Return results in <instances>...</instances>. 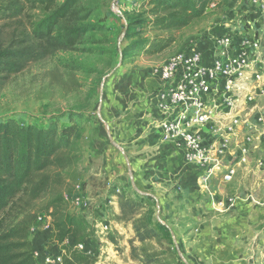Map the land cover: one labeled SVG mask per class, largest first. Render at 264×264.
Instances as JSON below:
<instances>
[{
  "label": "rangeland",
  "instance_id": "374dc122",
  "mask_svg": "<svg viewBox=\"0 0 264 264\" xmlns=\"http://www.w3.org/2000/svg\"><path fill=\"white\" fill-rule=\"evenodd\" d=\"M143 1L83 0L81 6L93 9L88 23L94 25L97 30L89 33L75 52L58 53L43 63L29 67L13 77L0 92V121L15 119L23 125L47 126L51 120H56L60 127L68 126L69 118L73 119L74 116L81 117L78 123L86 121L83 125L84 132H81L72 152L77 157L76 164L66 172L59 173L62 182L53 185L35 205L40 217L47 218L45 205L53 195L61 193L64 196L82 197L80 193L87 189L88 172L82 167L86 162V147L97 137L101 124L109 125V121H100L103 117L118 118L112 112L114 109L111 105L117 89L114 85L129 87L132 83L141 81V84L146 86L147 82H150L152 71L174 54L191 50L205 54L209 51L214 37L238 34L243 24L246 26L250 24L249 26H254V31L259 32L264 52V8L257 7L253 0H250L249 5H247L249 0H234L228 7L218 3L215 8L208 10L209 13L203 18L175 33V42L161 53L134 57L133 40L125 36L127 17L134 18L141 13ZM143 36L153 38V33L148 29ZM126 89L128 90V88L122 90L126 92ZM154 118L152 126L157 124ZM261 157H264V153L249 154L248 164L236 170L231 183L222 184L218 175L213 183L207 186L217 209V199L232 196L238 199L236 209L244 205L264 212V167H256V161ZM105 184L104 179L99 181L98 192ZM112 185L106 193L114 192L113 194L117 196L119 190L117 192ZM92 187L96 188V185ZM126 196L135 200L140 199ZM83 202L86 208L75 210L67 206V210L69 213L83 214L93 225L95 238L88 246L86 245L83 252L96 258L94 264H146L142 258L144 253L154 260L152 264H179L177 262L183 264L177 258L172 236L174 254L164 253L161 247H165L166 244L161 245L154 240L142 244L135 241L133 245L135 251L131 252L129 244L134 239V233L128 222L118 220L120 213L115 217V221L121 228L114 229L113 225L97 219L99 217L96 212L100 207L98 203L95 201L92 203L91 200ZM140 213L154 221L155 205L151 203V207ZM262 218L258 224H262L264 230V217ZM38 227L43 229L44 225L41 223ZM126 228H129L131 233ZM39 232L41 231H36L32 237L42 240L43 255L53 257L54 254L51 252L55 249L53 245L56 246L54 240L53 245H48L49 239L39 238L42 234ZM44 232L47 233L48 229H44ZM57 247L61 250L60 246ZM142 249L143 254L140 251Z\"/></svg>",
  "mask_w": 264,
  "mask_h": 264
},
{
  "label": "trees",
  "instance_id": "16d2710c",
  "mask_svg": "<svg viewBox=\"0 0 264 264\" xmlns=\"http://www.w3.org/2000/svg\"><path fill=\"white\" fill-rule=\"evenodd\" d=\"M82 1L0 0V92L29 67L58 53L75 52L85 37L97 30L88 23L93 9L81 6ZM212 1L228 7L234 0H144L143 11L127 17L125 36L133 40L132 56L168 49L175 42V33L209 13ZM148 29L153 38L143 36ZM80 119L69 118L65 127L56 120L47 126L23 125L15 119L0 121V264H42L35 260L30 241L31 231L38 225L35 205L53 185L62 182L58 174L76 164L72 152L86 122L78 123ZM118 193V220L128 222L134 233L131 252L135 241L154 240L166 244L161 247L164 253L174 254L168 228L140 213L151 207V202ZM45 212L51 219L53 240L64 252L60 263L50 264H94V256L76 248L95 238L87 218L69 213L61 193L51 197ZM140 251L143 254V249ZM142 258L146 264L154 261L145 253Z\"/></svg>",
  "mask_w": 264,
  "mask_h": 264
},
{
  "label": "crops",
  "instance_id": "0c3cea01",
  "mask_svg": "<svg viewBox=\"0 0 264 264\" xmlns=\"http://www.w3.org/2000/svg\"><path fill=\"white\" fill-rule=\"evenodd\" d=\"M114 87L117 89L111 105L118 118L100 120L109 121V125L103 123L98 128L97 137L86 147L82 166L88 176L87 189L80 195L83 200L99 204L97 219L114 229L121 228L115 221L118 199L106 193L113 183L114 189L134 198H146L155 205V220L170 231L177 258L183 264H253L263 260L264 230L258 224L263 220V210L244 205L218 210L211 192L202 187L199 172L185 165L171 145L160 141L159 130L152 126L158 79L151 73L146 86L140 81L129 87ZM102 179L106 184L98 192L97 184ZM38 230L31 232L30 241L43 253L42 240L32 237ZM39 231V238H48L51 245L50 232Z\"/></svg>",
  "mask_w": 264,
  "mask_h": 264
},
{
  "label": "built area",
  "instance_id": "2783aa9c",
  "mask_svg": "<svg viewBox=\"0 0 264 264\" xmlns=\"http://www.w3.org/2000/svg\"><path fill=\"white\" fill-rule=\"evenodd\" d=\"M252 2L264 8V0ZM217 5L212 1L209 10ZM249 25L243 24L238 34L214 37L205 54L177 53L152 71L160 84L153 103L159 139L199 172L205 188L218 175L222 184L231 183L236 170L248 164L249 154L264 153V52L259 32ZM256 167H264V157L256 161ZM237 200L219 198L216 206L231 210ZM65 201L75 210L86 208L80 196L67 195ZM41 223L43 229L38 227ZM36 229L54 234L49 217L39 216L31 232ZM53 247V257L35 249V260L60 263L63 252ZM76 248L84 251L86 244ZM253 264H264V259Z\"/></svg>",
  "mask_w": 264,
  "mask_h": 264
}]
</instances>
